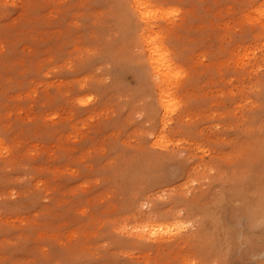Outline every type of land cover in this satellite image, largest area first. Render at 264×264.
<instances>
[{
	"label": "rangeland",
	"instance_id": "rangeland-1",
	"mask_svg": "<svg viewBox=\"0 0 264 264\" xmlns=\"http://www.w3.org/2000/svg\"><path fill=\"white\" fill-rule=\"evenodd\" d=\"M128 2L0 0V46L9 50L0 53V137L14 148L0 157V264L95 259L117 223L163 229L151 240L131 237L126 247L134 251L113 254L134 264L186 256L216 264L218 249L229 247L233 264H264L258 229L254 244L240 245L239 211L240 200L245 212L264 209V173L227 171L264 156V29L249 36L233 19L236 5L264 0H172L185 6L178 21L152 17L134 26L124 20ZM147 28L161 37L173 69L172 58L187 64L183 115L160 104V91L176 86L142 59ZM116 40L119 47L107 51ZM97 47L103 62L88 55ZM162 133L183 138L185 163L154 176L160 158L153 153L163 149L153 145ZM241 174L246 181L237 187ZM146 186L147 208L136 203ZM188 223L193 228L181 230ZM169 229L179 235L166 236Z\"/></svg>",
	"mask_w": 264,
	"mask_h": 264
},
{
	"label": "snow or ice",
	"instance_id": "snow-or-ice-1",
	"mask_svg": "<svg viewBox=\"0 0 264 264\" xmlns=\"http://www.w3.org/2000/svg\"><path fill=\"white\" fill-rule=\"evenodd\" d=\"M55 7V5H50L48 6V10H52ZM61 7L72 8L73 6L70 4H63ZM96 7L100 6L98 5ZM121 7L126 10L124 20L130 22L134 26L138 21H147L152 17L157 19L166 17L168 20L178 21L183 14V9L185 6L173 3L172 0H154L153 3L149 4L144 3L143 0H129L127 4H124ZM235 7L237 8V12L233 19L237 21V31H243L245 34L250 36L252 33L264 29V3L259 5H236ZM44 14H46V12ZM70 16L71 13L69 14V18ZM80 23L83 24L84 21H80ZM154 39L156 43H159L161 37H155ZM119 44V40L114 41L113 46L108 48L107 51L114 52V50L119 47ZM89 48H92V46L89 45ZM8 51L9 50L6 46H0V53H3L5 56H7ZM88 55L95 57L97 62H103L101 60V52L99 47H97L94 51H90ZM146 58L147 57L145 56L142 59ZM172 59L177 65L176 68L173 69L176 91L170 94L171 105L168 110L172 113L173 117H176L183 115V113L187 111V109L184 108V103L181 99L180 85L189 78V70L187 64H185L182 60L176 58ZM206 59L211 62V58L206 57ZM114 63H116V61L111 59L108 60L109 67H113ZM199 71H203V69H199ZM232 74L233 73L231 72L226 73V75ZM109 75H114V73H109ZM92 99L93 97L89 96L87 102H91ZM253 99H255V97H253ZM85 102L86 101H81V103ZM259 103L261 105L260 118L261 121L264 122V92L261 94ZM49 118L54 119V117ZM169 123H171V120H169ZM165 127H167V125H165ZM153 139H155V137ZM182 141V137L169 138L167 133H162L160 135V139L153 145L157 149H163L162 151L153 153L154 156H158L160 158L159 168L154 171V176L160 175L162 171L169 167H181L185 163L181 159L183 151L179 148V145ZM152 143V141H148V144ZM165 145H167V147H165ZM172 145H176V147L173 148ZM13 151L14 148L10 139L7 137H0V157L7 159L12 155ZM201 151H203V149H201ZM242 167L253 173L258 167L259 170L264 173V156L261 157L258 165L235 163L230 168H228L227 171L231 173L233 169L239 170ZM215 169L216 162H213V171H215ZM221 170L223 171L224 169L222 168ZM245 181L246 177L241 174L233 182L237 187H242L244 186ZM151 190L152 189L147 186L146 190L143 192H139V189H136V191L139 192V199L136 201V203L139 204L141 201H144V206L147 208L148 204L145 198L149 195ZM240 204L241 208L239 211L241 212V219L243 222V229L240 232V245L241 247H244L255 243L253 239V232L255 230L258 229L262 237H264V209H262L257 216L251 211H244L243 200H240ZM180 227L181 230H183L184 227L191 229L193 228V225L192 223H188L187 225H182ZM35 231H44V229L40 228L36 229ZM106 231H111L113 235L109 239L99 242L102 243L103 250L96 254L97 258L95 259L57 260L56 258H38L35 259V264H134L132 261L116 258L113 256V254H127L131 251H134V249L126 247V245L132 243L131 237H137L141 241L146 239L151 240L152 238L157 237L158 233L163 232V229L153 230L147 227L128 228L127 225L117 223L113 226H110L108 229H106ZM164 234L166 236H178L179 232L169 229V231ZM44 247H47V245H44ZM261 247L264 248V239L261 241ZM231 251L232 249L230 247L227 249L219 248L216 253V264H233V261L230 259ZM5 264H12V261H5ZM175 264H206V262L199 256H186L184 259L177 260ZM245 264H249V262H245Z\"/></svg>",
	"mask_w": 264,
	"mask_h": 264
},
{
	"label": "bare ground",
	"instance_id": "bare-ground-1",
	"mask_svg": "<svg viewBox=\"0 0 264 264\" xmlns=\"http://www.w3.org/2000/svg\"><path fill=\"white\" fill-rule=\"evenodd\" d=\"M144 3L147 4V1H143ZM145 30V29H144ZM150 30V29H149ZM147 31L145 34V38H144V48L146 47V50L148 52V61H149V64L151 66V69L153 72L152 75H154L158 80H160L162 83H166L167 86L168 84L171 82V77H173L172 75V72H173V66L172 64L169 63V60H168V56H167V52H165L166 50L162 47V45L160 46L159 43H156L155 41V37L151 36V32L148 31V28ZM157 37V36H156ZM146 62V60H145ZM144 62V63H145ZM150 70H148L149 72ZM147 75V74H146ZM151 75V74H150ZM148 77V76H147ZM153 77V76H152ZM155 80V79H154ZM172 84V83H171ZM165 85V84H164ZM165 87V88H168V87ZM160 87H162L160 85ZM159 89V88H158ZM159 91V90H158ZM160 95L158 97V99L160 98V104L164 107H162L164 110L166 109V111L169 109L170 105H171V100H170V93H169V89L167 90H161L160 93L158 94ZM161 108V109H162ZM165 112V111H164ZM163 112V113H164ZM169 112V110H168ZM162 113V114H163ZM166 113V112H165ZM165 114H163L164 116ZM162 116V117H163ZM161 117V118H162ZM163 120V119H162ZM161 123V121H160ZM165 123V122H164ZM166 125V124H164ZM163 127V126H162ZM164 129V128H163ZM162 129V130H163ZM258 205V204H256ZM253 208L255 207L254 205L252 206ZM256 208V207H255ZM251 211V210H250ZM253 211V210H252ZM254 212V211H253ZM255 215V214H254ZM151 224H148V225H144V227H147L149 229H153L155 230L156 229V226H150ZM150 235V233H149ZM159 235V234H158ZM157 235V236H158Z\"/></svg>",
	"mask_w": 264,
	"mask_h": 264
}]
</instances>
